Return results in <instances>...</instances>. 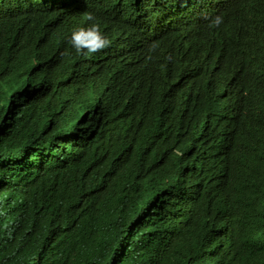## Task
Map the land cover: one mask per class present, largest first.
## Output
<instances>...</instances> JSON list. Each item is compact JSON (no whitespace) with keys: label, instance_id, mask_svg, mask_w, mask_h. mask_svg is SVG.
<instances>
[{"label":"trees","instance_id":"16d2710c","mask_svg":"<svg viewBox=\"0 0 264 264\" xmlns=\"http://www.w3.org/2000/svg\"><path fill=\"white\" fill-rule=\"evenodd\" d=\"M84 24L0 10V264H264V76L230 86L237 127L201 124L194 111L210 106L187 82L201 46L124 33L78 55L69 40ZM232 42L254 59L251 43ZM118 95H150L140 125L126 110L127 128L118 118L110 130L101 113L123 107L102 105Z\"/></svg>","mask_w":264,"mask_h":264},{"label":"clouds","instance_id":"9594fccd","mask_svg":"<svg viewBox=\"0 0 264 264\" xmlns=\"http://www.w3.org/2000/svg\"><path fill=\"white\" fill-rule=\"evenodd\" d=\"M6 8L46 9L79 16L88 27L74 30L69 40L78 55L105 54L113 38L124 33L131 34L142 44L155 42L159 34L191 39L201 46L188 57L192 74L187 82H190V91L193 89L192 102L198 108L203 102L210 106V110L194 111V120L201 124H213L221 119L237 127L240 113L230 86L244 93L249 76H264V63L258 60L264 54V0H0V10ZM139 27L146 36L134 31ZM233 38L254 46L252 61L242 62L239 56L242 47L233 43ZM236 72L243 75L231 82L221 77L227 74L230 78ZM149 98L150 95L104 98L107 104L103 103L102 107L109 103L123 108L116 113L101 115L110 121L111 131L116 128L115 120L118 118V122L126 126L125 113H122L126 110L129 114L131 111L132 122L138 126L144 121L142 111L148 107ZM106 140L120 148L124 144L119 132H109ZM87 166L92 170L98 169L91 163Z\"/></svg>","mask_w":264,"mask_h":264},{"label":"rangeland","instance_id":"374dc122","mask_svg":"<svg viewBox=\"0 0 264 264\" xmlns=\"http://www.w3.org/2000/svg\"><path fill=\"white\" fill-rule=\"evenodd\" d=\"M151 1H153V0H151Z\"/></svg>","mask_w":264,"mask_h":264}]
</instances>
